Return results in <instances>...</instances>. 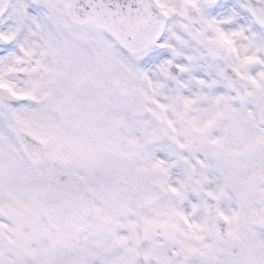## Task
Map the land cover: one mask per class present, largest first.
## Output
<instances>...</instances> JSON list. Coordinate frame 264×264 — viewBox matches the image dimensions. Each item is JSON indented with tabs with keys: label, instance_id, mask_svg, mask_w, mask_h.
Masks as SVG:
<instances>
[{
	"label": "snow or ice",
	"instance_id": "6c2138e0",
	"mask_svg": "<svg viewBox=\"0 0 264 264\" xmlns=\"http://www.w3.org/2000/svg\"><path fill=\"white\" fill-rule=\"evenodd\" d=\"M79 7L155 130L135 152L121 214L101 216L113 244L104 264H264V0ZM55 40L36 0H0V82L30 91ZM26 104L0 90V114Z\"/></svg>",
	"mask_w": 264,
	"mask_h": 264
},
{
	"label": "flooded vegetation",
	"instance_id": "af4514ba",
	"mask_svg": "<svg viewBox=\"0 0 264 264\" xmlns=\"http://www.w3.org/2000/svg\"><path fill=\"white\" fill-rule=\"evenodd\" d=\"M59 6L60 1L47 7L57 12ZM59 41L66 42V37L61 36ZM96 41L99 53L96 50L95 54L101 57L100 68L105 71L96 69L97 76L106 74L108 82L100 83L87 63L74 66L69 60L76 59V55L56 47L54 57L44 58L47 70L37 66L27 80L31 90L23 109L29 119L15 115L9 128H3L10 137L27 133L40 142L44 152L43 162L36 165L20 152L14 162L9 154L0 155L2 264L53 263L52 250L57 240L44 218L46 207L37 190L51 164L62 174L78 177L85 187V205L78 212L69 211L82 223L72 263L104 264L113 254L112 240L101 216L121 214L120 200L128 192L129 181L138 167L135 152L146 146L155 130L142 123L146 115L139 105L133 77L128 73L129 92H117L111 75L121 65L115 57L105 54L99 38ZM78 55L84 58L82 53ZM77 70L83 73L75 79ZM5 119L10 118L6 115ZM72 198L78 200L81 196ZM69 212L61 210L54 216L65 222ZM71 229L74 227L63 230ZM257 231L264 228L258 227ZM63 258L61 254V261Z\"/></svg>",
	"mask_w": 264,
	"mask_h": 264
},
{
	"label": "rangeland",
	"instance_id": "374dc122",
	"mask_svg": "<svg viewBox=\"0 0 264 264\" xmlns=\"http://www.w3.org/2000/svg\"><path fill=\"white\" fill-rule=\"evenodd\" d=\"M36 2L44 9V16L47 21V24L49 28L53 31L54 35L56 36V40L54 43V47L50 50L49 54L47 56H52L54 57L55 55L53 54L56 49V47H60L61 51H69L73 52L76 55V59H70V62H74L75 65H79L80 63H87L89 68L92 70V72L98 77L100 83L102 81L108 82V77L106 74L103 75H98L96 69H100L103 67L101 64V57L97 56L98 54H95V51L97 48L96 44V37L90 36L89 33L91 32V29H80V30H75L71 28V25L69 24L68 19L64 16L63 13V6H59V10L57 12H54L52 9L45 7L40 3L39 0H36ZM61 36L66 37V42L64 41H59ZM80 36V37H79ZM59 38V39H57ZM80 44V42H82ZM83 45V46H82ZM83 47V49H82ZM84 51V53H83ZM99 53V50H97ZM82 53L84 55V58H81L78 54ZM38 67L42 70H47V67H41L38 65ZM101 67V68H100ZM102 73H104V69H101ZM0 88L4 92L7 93L11 98H18L17 96H14V92L7 87L4 83L0 82ZM27 92L23 93L22 95L26 94ZM15 115L18 116H25L27 115V112L25 109H23L19 113H10L7 115V118L10 119H5L6 115L0 114V155L2 154H9V159L11 162H14L15 159L18 160V155H17V146L15 143L14 136L11 134L12 138L8 134H6L3 130V128L8 129L9 127V122L11 119H15ZM12 154L15 156L12 157Z\"/></svg>",
	"mask_w": 264,
	"mask_h": 264
},
{
	"label": "water",
	"instance_id": "95a60500",
	"mask_svg": "<svg viewBox=\"0 0 264 264\" xmlns=\"http://www.w3.org/2000/svg\"><path fill=\"white\" fill-rule=\"evenodd\" d=\"M42 1H44V0H42ZM47 2H49V1H47ZM83 2H84V0H70V3L67 5V7L65 9L66 15L71 19V21L74 24L81 25V26L86 24V22H83L80 19V14H81L82 10L80 9L79 5L81 3H83ZM91 24H93L97 28V25L95 23H91ZM123 75H124L123 71H120V72L116 73V77L117 78H122ZM114 78H115V76H114ZM116 80L117 79L115 78V81H114L115 85H116ZM28 141H30V138H26V136H20L19 137V143L21 145L23 153L28 158H30L31 156H34V155H36L37 157H40V152L39 151L38 152L37 151H28V146H29ZM54 181H55V177L52 176L51 179L45 180V181H43L41 183V185H40V193H41V196H42L43 200H44V198L50 197L51 195L61 198L60 183H59V186H58L57 185L58 180H57V181H55V184L53 185ZM45 187H47L48 189L51 187L52 190L50 192H47L45 190ZM60 198H57L56 200H54V197L52 198V204L57 209L61 208L63 206ZM58 225L60 226V222H58ZM61 227H62V225H61ZM76 236H77V234H73L71 236H69V234L65 235L66 240L68 241V247H67L68 252L71 251L72 245H73V242H71V239L76 238Z\"/></svg>",
	"mask_w": 264,
	"mask_h": 264
}]
</instances>
